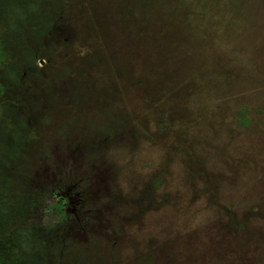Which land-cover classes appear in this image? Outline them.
Instances as JSON below:
<instances>
[{
  "label": "rangeland",
  "instance_id": "374dc122",
  "mask_svg": "<svg viewBox=\"0 0 264 264\" xmlns=\"http://www.w3.org/2000/svg\"><path fill=\"white\" fill-rule=\"evenodd\" d=\"M31 8L33 19L4 14L15 50L7 68L54 34L32 91L48 107L42 136L75 153L62 162L82 172L97 163L70 145L113 135L95 145L84 232L65 264H264V0ZM30 70L21 77L33 85Z\"/></svg>",
  "mask_w": 264,
  "mask_h": 264
},
{
  "label": "trees",
  "instance_id": "16d2710c",
  "mask_svg": "<svg viewBox=\"0 0 264 264\" xmlns=\"http://www.w3.org/2000/svg\"><path fill=\"white\" fill-rule=\"evenodd\" d=\"M31 2L2 0L1 4H4L0 5L3 16H0V52H5L8 57L0 74V90H3L0 99V264H65L67 254L84 232L82 209L92 185L88 175L94 174L100 164L96 150L98 145L109 143L113 135L104 133L97 146V143L70 145L69 148L76 146V149L85 150L81 156L89 161L92 159L90 163H97L84 166L82 172L72 164L62 162L64 157L66 161L76 157L75 153L64 156L65 149H59L42 136L40 126L46 124L48 116L40 114L48 107L37 105L32 91L34 79L41 78L43 67L38 64L45 60L38 55L44 48L52 46L48 43L50 40L53 43L54 34H49L47 43L42 39L32 41L30 44L35 47L28 46L32 54L26 50L19 58L17 56L13 71L7 68L10 59H15V50L6 34L7 17L4 14L15 8L26 19H33ZM59 18L60 14L54 20ZM32 21L37 27L42 26V20ZM23 65L31 68L29 75L33 85L24 82L26 74L21 77ZM35 138L38 146L34 145ZM54 147L57 151L52 149ZM35 151L42 153L40 159L45 157L52 162L47 164L32 159V155L37 154ZM48 216H54L56 220L47 224Z\"/></svg>",
  "mask_w": 264,
  "mask_h": 264
},
{
  "label": "water",
  "instance_id": "95a60500",
  "mask_svg": "<svg viewBox=\"0 0 264 264\" xmlns=\"http://www.w3.org/2000/svg\"><path fill=\"white\" fill-rule=\"evenodd\" d=\"M43 63V62H42Z\"/></svg>",
  "mask_w": 264,
  "mask_h": 264
}]
</instances>
